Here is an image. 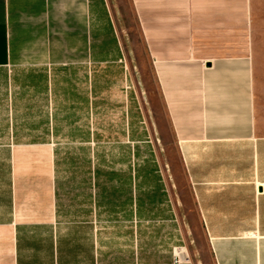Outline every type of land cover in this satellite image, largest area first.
<instances>
[{
    "label": "crops",
    "instance_id": "crops-1",
    "mask_svg": "<svg viewBox=\"0 0 264 264\" xmlns=\"http://www.w3.org/2000/svg\"><path fill=\"white\" fill-rule=\"evenodd\" d=\"M121 2L0 0V264H205L129 11L213 264H264V0Z\"/></svg>",
    "mask_w": 264,
    "mask_h": 264
},
{
    "label": "rangeland",
    "instance_id": "rangeland-1",
    "mask_svg": "<svg viewBox=\"0 0 264 264\" xmlns=\"http://www.w3.org/2000/svg\"><path fill=\"white\" fill-rule=\"evenodd\" d=\"M121 4L124 5V7L127 9V11L130 10V6L128 5V0H121ZM128 14V21L130 26V31L128 34H124L127 41H130V38L134 40L137 46V50L139 52V64H138V73H139V84L143 91V98L145 100L146 106L149 108V116L151 118L152 124L154 123L155 118L158 120L159 128H161V131L164 133V137L160 138L158 129L155 128L157 135V142L156 145L159 147V151L161 153V157L163 160V163H165L166 166V172L168 175V179L171 181L172 191L173 194L178 199H182L183 201V207L186 213H191L193 216V223L197 227V240H193V236L191 235L188 239V242H190L191 247H196V244H198V241L202 243L203 246V252H204V259L205 264H213L212 259L209 255L207 242L205 241L203 237V233L201 230V227L198 223V220L196 218V213L194 210V203L192 199V195L190 194L189 186L187 183L186 178L184 177L183 169L181 166V162L178 160V155L176 151V147L173 142V136L172 132L170 131V128L167 123L166 115H164V111L162 108L161 100L158 96V87L155 82V79L153 77V72L151 68L150 61L147 56V52H145L144 46H143V38L139 35L138 29L136 27V21L133 19V14L131 15V11L126 12ZM186 224V221H185Z\"/></svg>",
    "mask_w": 264,
    "mask_h": 264
},
{
    "label": "built area",
    "instance_id": "built-area-1",
    "mask_svg": "<svg viewBox=\"0 0 264 264\" xmlns=\"http://www.w3.org/2000/svg\"><path fill=\"white\" fill-rule=\"evenodd\" d=\"M174 264H184V263H189L190 262V257H188L187 251L186 250H180L177 251L174 254Z\"/></svg>",
    "mask_w": 264,
    "mask_h": 264
}]
</instances>
